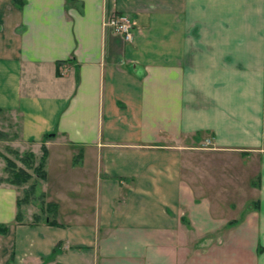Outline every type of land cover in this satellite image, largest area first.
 <instances>
[{
	"label": "crops",
	"instance_id": "crops-1",
	"mask_svg": "<svg viewBox=\"0 0 264 264\" xmlns=\"http://www.w3.org/2000/svg\"><path fill=\"white\" fill-rule=\"evenodd\" d=\"M24 1L0 0V152L47 148L59 225L17 220L0 156V264H264V0Z\"/></svg>",
	"mask_w": 264,
	"mask_h": 264
},
{
	"label": "trees",
	"instance_id": "trees-1",
	"mask_svg": "<svg viewBox=\"0 0 264 264\" xmlns=\"http://www.w3.org/2000/svg\"><path fill=\"white\" fill-rule=\"evenodd\" d=\"M68 1H74V0H68ZM15 4L19 7H22L24 5V0H14ZM58 73L59 69H58ZM53 134H46L44 136V139H47L51 137ZM47 148L43 146V155L41 157V160L39 163H36V157L35 154L31 151L25 152L23 155H21V161L23 162L24 166H20L11 159L8 156H4L3 153L0 152V156H3L6 159L7 162V171H9L10 175L8 177V181L17 185H23L29 182L31 178L33 177L32 173L28 170V168H33L34 173L38 177L35 182H33L26 190H25V196L18 199V214H17V220L21 221L22 219V212L21 207L23 204H28V197L29 195L35 193L36 189L39 185V180H43L46 177V171H45V161L47 158ZM42 192V191H41ZM42 204L40 205L41 213H49L52 216L47 215L45 219L41 216L42 214L39 213L35 216V223H39L42 221H47L52 225H59L57 221L55 220L56 212H57V204L54 202H47L45 200V194L42 192ZM52 217V218H51ZM8 232V226L4 223H0V233L6 234ZM59 247H55L52 252V257H55L56 254L59 252Z\"/></svg>",
	"mask_w": 264,
	"mask_h": 264
},
{
	"label": "rangeland",
	"instance_id": "rangeland-1",
	"mask_svg": "<svg viewBox=\"0 0 264 264\" xmlns=\"http://www.w3.org/2000/svg\"><path fill=\"white\" fill-rule=\"evenodd\" d=\"M12 122H14V119L12 118L11 119ZM17 121H19V118L17 119ZM14 122L12 123V127H13V131H7V132H4V134L2 135L3 137H6V139H11V138H15L17 136V134L15 133V125L18 124V122ZM2 139V138H0ZM6 147H8V145L6 146H0V148L6 150ZM7 153L12 157H10L11 159H13L14 161H16V163L19 165L21 164L20 166H24L23 162L21 161V155H23L25 152L23 153H20L18 150H14V149H8ZM28 170L32 173L33 177L31 178V180H29L28 183L26 184H23L24 186L26 187H23L20 191V197H24L25 196V190L33 183L35 182V180L38 178L36 176V174L34 173V170L33 168H28ZM6 174L10 175L9 171H6ZM2 177H0L1 179ZM8 179V178H7ZM39 180V185H38V188L36 189L35 193L29 195L28 197V204H24L22 206V214H23V218L25 219L27 217V215L29 216H32V222L35 221V218L33 217L34 215V212H38V213H41V209H40V205L42 204V189H41V180ZM33 202V204H31ZM33 214V215H32ZM43 219H45V217L47 215H49V213H44L42 212L41 213ZM49 216H52L51 214ZM52 218V217H51Z\"/></svg>",
	"mask_w": 264,
	"mask_h": 264
},
{
	"label": "built area",
	"instance_id": "built-area-1",
	"mask_svg": "<svg viewBox=\"0 0 264 264\" xmlns=\"http://www.w3.org/2000/svg\"><path fill=\"white\" fill-rule=\"evenodd\" d=\"M106 23L121 34L125 41L133 40L135 24L129 15L113 11Z\"/></svg>",
	"mask_w": 264,
	"mask_h": 264
}]
</instances>
